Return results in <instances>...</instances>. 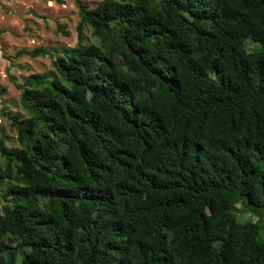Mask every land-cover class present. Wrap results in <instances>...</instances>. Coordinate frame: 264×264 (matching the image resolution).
<instances>
[{
  "label": "trees",
  "instance_id": "trees-1",
  "mask_svg": "<svg viewBox=\"0 0 264 264\" xmlns=\"http://www.w3.org/2000/svg\"><path fill=\"white\" fill-rule=\"evenodd\" d=\"M74 3L9 56L51 68L0 108V264H264V0Z\"/></svg>",
  "mask_w": 264,
  "mask_h": 264
},
{
  "label": "rangeland",
  "instance_id": "rangeland-1",
  "mask_svg": "<svg viewBox=\"0 0 264 264\" xmlns=\"http://www.w3.org/2000/svg\"><path fill=\"white\" fill-rule=\"evenodd\" d=\"M90 6H95L100 0H83ZM78 22L77 8L74 0H0V108L8 104L12 112L20 111V90L15 87L10 76L22 77L31 72H44L51 68L49 56L30 58L19 56L12 63L14 54L22 49H32L44 46L50 49L70 47L76 42L75 26ZM63 25L68 32L63 34L58 29ZM86 42L93 40L90 30L85 29ZM0 129L14 136L10 131L8 121L0 114ZM15 141L11 140V144ZM239 207V206H238ZM238 210V209H237ZM236 210V211H237ZM248 216L241 212V217ZM253 219H256L253 216Z\"/></svg>",
  "mask_w": 264,
  "mask_h": 264
}]
</instances>
